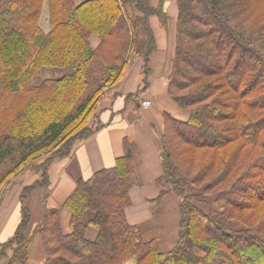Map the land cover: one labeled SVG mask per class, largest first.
I'll list each match as a JSON object with an SVG mask.
<instances>
[{
    "label": "trees",
    "instance_id": "16d2710c",
    "mask_svg": "<svg viewBox=\"0 0 264 264\" xmlns=\"http://www.w3.org/2000/svg\"><path fill=\"white\" fill-rule=\"evenodd\" d=\"M166 2L0 0V202L34 159L55 149L40 165L41 178L21 188V202L49 185L50 163L93 134L89 118L131 60L142 57L147 83L157 24L168 22ZM176 2L168 94L184 116L164 114L163 188L149 200L158 215L169 191L180 197L176 243L160 249L127 218L141 156L126 140L114 166L80 177L60 206L45 204L30 236L32 213L23 202L13 234L0 241V264H29L37 236L43 264H264V0ZM46 4L49 31L42 27ZM44 66L63 75L37 84ZM41 106L50 113L45 123L34 115ZM191 182L202 193L191 192ZM214 192L223 205L206 211L197 201ZM64 208L69 232L60 220ZM89 225L98 228L95 239Z\"/></svg>",
    "mask_w": 264,
    "mask_h": 264
},
{
    "label": "crops",
    "instance_id": "0c3cea01",
    "mask_svg": "<svg viewBox=\"0 0 264 264\" xmlns=\"http://www.w3.org/2000/svg\"><path fill=\"white\" fill-rule=\"evenodd\" d=\"M170 13H176V10L171 9ZM157 41L158 47L151 55V71L147 83L142 69L144 61L142 57H137L130 62L124 80L107 91L100 102L101 125L92 135L78 141L70 155L54 157L48 168L49 185L46 188L35 187L24 199L23 202L32 213L27 235L34 233L35 230L33 233L30 231L34 229V223L40 221L45 204L60 206L80 177L87 178L103 167L114 166L117 158L123 155L124 144L128 140L138 147L141 159L136 166L140 183L130 190L132 204L126 209L127 218L130 223L141 227L146 238H154L160 249L167 250L176 243L180 197L174 191H169L163 198L162 211L158 215L153 213L149 203L163 188L158 178L163 173L164 114L168 111L184 116L181 108L168 94L176 48V28L172 36L168 34V29L158 23ZM90 43L96 47L100 43L99 35L92 34ZM143 100H151L152 105L143 106ZM26 183L16 182L2 196L0 241L13 234L20 221L23 204L20 190ZM70 217V211L62 209L60 220L66 232L71 230ZM97 234V227L88 226V238L95 239ZM43 260L44 251L40 237L37 236L30 247L29 264H43Z\"/></svg>",
    "mask_w": 264,
    "mask_h": 264
},
{
    "label": "rangeland",
    "instance_id": "374dc122",
    "mask_svg": "<svg viewBox=\"0 0 264 264\" xmlns=\"http://www.w3.org/2000/svg\"><path fill=\"white\" fill-rule=\"evenodd\" d=\"M158 1L159 0H153V2L156 3V4L158 3ZM166 1H167L166 2V7H167V14H168V20H167L168 22H167V26L165 28L168 29V34L169 35L171 33L172 36H174V31H175V28H176L177 15H178V11H177L178 7H177V4H176L177 0H166ZM171 9H175L176 13H170ZM42 27L44 28L45 31H49L50 30L49 13H48L47 4L44 7V11H43V15H42ZM61 75H63V69H61L59 67L44 66V67H42V69L39 72V74L35 76L34 82L39 84L42 81H44L45 79L57 78V77H60ZM113 87L114 86H109V87H107L105 89V91H104V93H103V95H102V97L100 99V102L102 101V99L106 95L107 91H110ZM100 102L98 103L95 112L91 115V117L88 120V126L93 131H95L101 125L100 114H99V112H100V110H99ZM151 105H152V103H151ZM49 114H50L49 111L44 106H41V109H38V110H36L34 112V115L36 116V118L41 123H45V122L48 121ZM78 141H80V140H77L76 143ZM54 150H52V151H50L48 153H44L40 157L34 159L29 164V166L26 168V170L19 177H17L15 179V182L13 183V185L15 186L16 182L24 183L26 181L27 183L25 185H23V186H26V185L34 183L35 180L40 179L41 176H42L41 175L42 174V169H40L41 168L40 165L47 158H49V157H51V156H53L55 154ZM40 187L46 188L47 186H40ZM9 188L12 189L13 186L9 185ZM189 189H190L191 192L202 193V188L195 186L192 182L189 184ZM16 194H17V191H16ZM202 196H203V200L202 201H197V203L200 206H202L206 211H208L209 208L211 207V203H212V205L214 207H219V208L222 207V205H223L222 203L216 202L214 200V198L217 196L216 192L202 194ZM25 199H26V197H25ZM230 222H231V225L233 227H237L238 228V227H242L243 226V224L240 221L236 220V219H232ZM37 224H38V222L34 223V225H33L34 229H32L30 231L31 233H33V231L35 230ZM28 229H30V228H28Z\"/></svg>",
    "mask_w": 264,
    "mask_h": 264
},
{
    "label": "built area",
    "instance_id": "2783aa9c",
    "mask_svg": "<svg viewBox=\"0 0 264 264\" xmlns=\"http://www.w3.org/2000/svg\"><path fill=\"white\" fill-rule=\"evenodd\" d=\"M151 100H143L142 101V104H143V106H145V107H149L150 105H151Z\"/></svg>",
    "mask_w": 264,
    "mask_h": 264
}]
</instances>
